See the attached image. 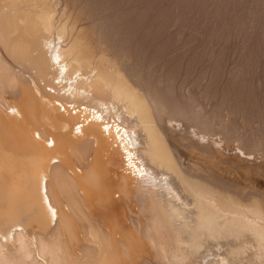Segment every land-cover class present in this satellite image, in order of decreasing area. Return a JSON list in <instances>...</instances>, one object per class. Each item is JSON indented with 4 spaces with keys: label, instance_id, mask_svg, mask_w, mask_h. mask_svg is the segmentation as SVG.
<instances>
[{
    "label": "bare ground",
    "instance_id": "6f19581e",
    "mask_svg": "<svg viewBox=\"0 0 264 264\" xmlns=\"http://www.w3.org/2000/svg\"><path fill=\"white\" fill-rule=\"evenodd\" d=\"M93 11L0 0V264H264V190L201 169L238 143L151 95Z\"/></svg>",
    "mask_w": 264,
    "mask_h": 264
},
{
    "label": "rangeland",
    "instance_id": "374dc122",
    "mask_svg": "<svg viewBox=\"0 0 264 264\" xmlns=\"http://www.w3.org/2000/svg\"><path fill=\"white\" fill-rule=\"evenodd\" d=\"M79 2L124 38L126 64L151 95L184 119L204 121L224 142L238 143L242 156L252 151L264 160V0ZM228 152L206 150L220 163L211 159L214 165L201 169L218 167L240 187L264 190V168Z\"/></svg>",
    "mask_w": 264,
    "mask_h": 264
}]
</instances>
